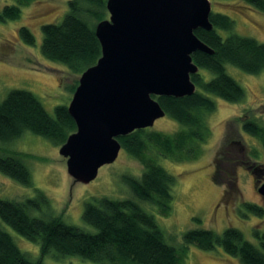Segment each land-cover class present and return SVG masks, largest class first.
I'll use <instances>...</instances> for the list:
<instances>
[{"label": "trees", "instance_id": "1", "mask_svg": "<svg viewBox=\"0 0 264 264\" xmlns=\"http://www.w3.org/2000/svg\"><path fill=\"white\" fill-rule=\"evenodd\" d=\"M242 1L264 13V0ZM31 2L16 0V4H5L0 10V22L18 18L20 6ZM105 2L69 0L68 11L61 22L41 25V54L73 74L80 75L93 65L101 54L94 27L106 19ZM209 20L213 25L211 30L194 31L213 50L211 54L196 51L191 55L198 67V72L190 75L196 86L194 93L179 98L153 96L165 115L176 121L180 128L171 134L149 128L137 129L118 137L121 149L143 167L139 178L122 177L134 199L100 197L86 203L82 219L96 228L95 233H89L64 223L61 216L33 215V211L49 207L48 197L40 190H36L33 197L22 200L0 198V220L25 240L38 244L40 254L37 260L30 259L18 248L12 236L0 227V264H42L41 258L48 254L56 258L77 255L98 264H183L189 244L201 250L218 246L226 254L237 257L241 264H264L263 233H254L260 249L236 228L228 227L222 233L194 228L183 234L186 247L177 250L165 242L154 216L137 202H147L162 215L170 213L175 178L160 165L159 159L185 161L196 158L210 135L206 120L216 108L213 97L229 103L244 98L243 88L226 72V65L253 75L264 70L263 43L232 33L234 22L227 15L211 12ZM219 31L229 33L223 37ZM17 35L26 44L35 43L34 35L25 26L17 30ZM200 70H204L206 76ZM74 89L75 86L71 87V92ZM241 128L258 139L264 148V126L249 119ZM75 129L67 105L55 106L51 115L33 93L24 89H12L0 100V142H11L25 132H31L61 146ZM234 145L238 146V141L229 143L215 157V183H228L230 187L235 183L226 175L239 163V157H243L232 155L229 149ZM24 157L14 150L0 155V172L20 185L30 186V173L23 162ZM250 171H257V177L264 173V166L253 169L250 166ZM220 173L228 178L218 179ZM240 209L243 213L264 216L263 208L254 204L243 202Z\"/></svg>", "mask_w": 264, "mask_h": 264}, {"label": "rangeland", "instance_id": "2", "mask_svg": "<svg viewBox=\"0 0 264 264\" xmlns=\"http://www.w3.org/2000/svg\"><path fill=\"white\" fill-rule=\"evenodd\" d=\"M31 1L28 5L20 6L18 18L0 22V100L12 89H24L33 93L44 109L53 115L55 106L68 105L73 94L71 87H76L80 75L71 73L65 66L41 54L40 27L61 22L68 11L69 0ZM209 1L212 13H221L233 20L232 33L254 38L264 44V13L242 0ZM5 4H16V0H0V10ZM108 15L107 12L106 18ZM21 26L27 27L34 35L33 45L24 43L17 35ZM219 33L224 37L229 32ZM199 72L206 76L204 70ZM226 72L243 88L244 98L229 103L213 97L216 108L206 120L210 135L201 145L196 158L185 161L159 159L160 165L175 178L170 213L162 215L147 202L136 200L154 216L165 242L177 250L186 247L183 234L194 228L210 229L217 233H222L228 227L236 228L258 248L260 243L254 233L258 231L264 234V216L243 213L240 209V204L247 202L264 210V198L256 189L257 184L264 182V173L257 176V183L250 173V166L252 169L264 166V148L258 139L241 128L242 123L249 119L264 126V70L253 75L226 65ZM179 128L180 125L167 115L155 120L153 126L149 127L165 134ZM237 141L238 146L230 147L229 151L232 155L243 157H239V163L235 164L232 172H226L229 180L235 183L232 187L228 183H215V157L222 148ZM59 148L60 145L31 132H25L11 142H0V155L14 150L25 156L23 162L28 168L31 182L30 186L20 185L0 172V198L22 200L33 197L35 191L40 190L48 197L49 207L33 211V215L61 216L64 223L95 233L96 228L82 219L85 204L100 197L134 199L122 177L139 178L143 167L138 160L120 149L116 160L101 166L92 181L76 182L67 173L66 161L60 155ZM227 176L224 173L217 175L218 179ZM0 227L12 236L18 248L30 259L40 258L38 244L25 240L1 220ZM41 261L42 264H98L77 255L56 258L48 254ZM183 264L241 263L237 257L226 254L218 246L212 250H201L189 244Z\"/></svg>", "mask_w": 264, "mask_h": 264}, {"label": "water", "instance_id": "3", "mask_svg": "<svg viewBox=\"0 0 264 264\" xmlns=\"http://www.w3.org/2000/svg\"><path fill=\"white\" fill-rule=\"evenodd\" d=\"M105 7L108 18L94 27L101 54L78 78L67 105L76 129L59 148L67 173L81 183L116 160L119 136L165 115L153 96L194 93L191 55L213 53L194 33L213 28L209 0H106ZM256 189L264 198V182Z\"/></svg>", "mask_w": 264, "mask_h": 264}, {"label": "flooded vegetation", "instance_id": "4", "mask_svg": "<svg viewBox=\"0 0 264 264\" xmlns=\"http://www.w3.org/2000/svg\"><path fill=\"white\" fill-rule=\"evenodd\" d=\"M252 171H253V170H252ZM252 171H250L251 175L253 176V178L255 177V180H256L255 182H258V181H259V180H258L259 178L256 177V174L254 175ZM255 172L257 173V171H255ZM257 176H258V175H257Z\"/></svg>", "mask_w": 264, "mask_h": 264}]
</instances>
